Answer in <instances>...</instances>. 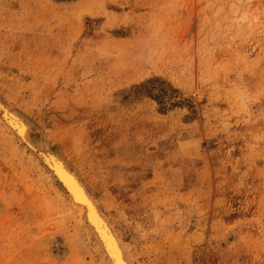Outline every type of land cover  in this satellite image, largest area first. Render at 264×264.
<instances>
[{"label": "rangeland", "instance_id": "obj_1", "mask_svg": "<svg viewBox=\"0 0 264 264\" xmlns=\"http://www.w3.org/2000/svg\"><path fill=\"white\" fill-rule=\"evenodd\" d=\"M0 118V264H109L44 157L134 264H264V0H0Z\"/></svg>", "mask_w": 264, "mask_h": 264}, {"label": "bare ground", "instance_id": "obj_2", "mask_svg": "<svg viewBox=\"0 0 264 264\" xmlns=\"http://www.w3.org/2000/svg\"><path fill=\"white\" fill-rule=\"evenodd\" d=\"M4 116L7 121H10L13 125L16 126V128H18L16 121L11 118L13 116H9L8 113L4 114ZM0 121L3 123L2 118H0ZM4 126L8 130L13 132L12 128H9L6 124H4ZM18 131L23 134V132L20 131L19 128ZM61 165L63 171H61L59 174L61 177V181L64 182V185L62 187L65 186L64 191L66 192L67 197L70 198L72 202L71 205L77 208V210H79V212L83 214L85 224L87 225V227H89V229H91L96 238L94 239L97 241L98 246L102 250L105 258H107L109 264H134L127 254L126 250L124 249L123 245L121 244L120 240L117 238L113 229L111 228L107 220L103 217V214H101V212L98 210L96 202L91 198V196H89V194V197L86 195L87 190L85 189L83 184L79 181L75 174L72 175L64 167L63 164ZM52 174L53 176L55 175L54 173ZM70 190H72L73 192ZM99 214H101L102 217H100Z\"/></svg>", "mask_w": 264, "mask_h": 264}, {"label": "water", "instance_id": "obj_3", "mask_svg": "<svg viewBox=\"0 0 264 264\" xmlns=\"http://www.w3.org/2000/svg\"><path fill=\"white\" fill-rule=\"evenodd\" d=\"M3 115V112L2 114ZM3 117V116H2ZM6 121V119H4ZM11 125V124H10ZM12 127H14L13 125H11ZM11 127V128H12ZM14 132L18 135V136H23V134L21 132L18 131V128L14 127ZM44 160L46 162V165L50 168L51 172H53L55 174V176L58 178V180H60L62 186L64 185V182L61 181V177H60V172L63 171L62 165L59 162V160L55 157H44ZM60 167V168H59ZM65 171V170H64ZM65 190V186L63 187ZM70 188V187H68ZM72 191V190H70ZM73 192V191H72Z\"/></svg>", "mask_w": 264, "mask_h": 264}]
</instances>
